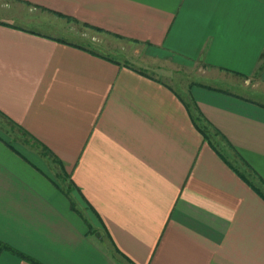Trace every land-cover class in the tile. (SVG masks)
<instances>
[{"label":"crops","instance_id":"0c3cea01","mask_svg":"<svg viewBox=\"0 0 264 264\" xmlns=\"http://www.w3.org/2000/svg\"><path fill=\"white\" fill-rule=\"evenodd\" d=\"M0 264H264V0H0Z\"/></svg>","mask_w":264,"mask_h":264},{"label":"rangeland","instance_id":"374dc122","mask_svg":"<svg viewBox=\"0 0 264 264\" xmlns=\"http://www.w3.org/2000/svg\"><path fill=\"white\" fill-rule=\"evenodd\" d=\"M196 70H199V69H196V68H193V69H191V68H186V69H183V70H180L179 69V71H177V73H175V72H173V73H171L170 74V78H172L171 79V81H173V86H174V88H176L177 89V91L181 94V95H185V91L184 90H182V88L180 87V86H182V85H184L185 84V82L188 80V78H189V80H192V81H199V82H208V84H211V85H214L215 83H213L212 81H206V80H204L203 79V76L202 77H197V76H194V74L195 73H197L198 71H196ZM158 72V71H157ZM159 75H160V77H163V78H166V77H164L166 74H163V73H159ZM167 75H168V73H167ZM172 76V77H171ZM181 80V85H179L178 83H177V81H180ZM176 81V82H175ZM3 124H5L6 125V123H3ZM12 134H13V138H15V139H17L18 138V136H19V132H18V130H16V129H14L13 128V130H12ZM21 137V136H20ZM65 187V190H68L69 189V185L67 184L66 185V183H63V185H62V188H64Z\"/></svg>","mask_w":264,"mask_h":264},{"label":"trees","instance_id":"16d2710c","mask_svg":"<svg viewBox=\"0 0 264 264\" xmlns=\"http://www.w3.org/2000/svg\"><path fill=\"white\" fill-rule=\"evenodd\" d=\"M70 189L67 190V192L69 191Z\"/></svg>","mask_w":264,"mask_h":264}]
</instances>
